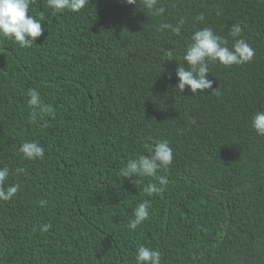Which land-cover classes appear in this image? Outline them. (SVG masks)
Here are the masks:
<instances>
[{
    "label": "trees",
    "instance_id": "obj_1",
    "mask_svg": "<svg viewBox=\"0 0 264 264\" xmlns=\"http://www.w3.org/2000/svg\"><path fill=\"white\" fill-rule=\"evenodd\" d=\"M157 7L163 14L143 0H88L79 12H54L32 0L43 34L28 48L0 39V168L10 169L7 184L20 185L0 201V264H135L140 245L159 250L161 264H264V137L251 127L264 111V0ZM181 20L180 35L159 30ZM234 23L254 58L210 63L218 96L176 90L193 33L210 26L231 47ZM29 89L54 117L31 122ZM158 140L169 141L173 162L157 172L167 186L149 197L143 188L155 178L135 185L119 173ZM32 141L43 159L19 152ZM144 200L149 218L131 231Z\"/></svg>",
    "mask_w": 264,
    "mask_h": 264
},
{
    "label": "clouds",
    "instance_id": "obj_2",
    "mask_svg": "<svg viewBox=\"0 0 264 264\" xmlns=\"http://www.w3.org/2000/svg\"><path fill=\"white\" fill-rule=\"evenodd\" d=\"M47 7L54 12H62L70 10L79 12L88 3V0H46ZM129 5H136L137 0H125ZM144 7L153 10L154 15H161L164 9L158 8V0H143ZM32 0H0V39L13 38L21 48L31 47L36 38L40 37L44 28L42 22L44 16L38 19L30 14V6ZM203 23L204 15L200 14L195 18ZM181 20L176 26L162 23L160 31L165 29L170 30L175 35L181 34ZM243 29L239 23H234L228 30L235 42L231 47H228V40L225 37L217 35L212 27H204L193 33L191 43L186 48L182 57L187 67L179 64L176 69V77L178 83L175 89L181 94L187 87L188 90L195 94H204L205 91L211 90V94L220 95L218 87L213 88L214 81L208 79L210 74V63L218 62L226 67L233 65H243L250 62L255 55V50L244 39L237 37L241 36ZM166 55L168 60H173V51L167 50ZM199 90V93L198 91ZM28 106L30 108V120L33 124L39 123L45 116L55 115V109L52 105L43 102L40 93L37 89H29L28 91ZM251 127L258 136L264 137V111H257L251 119ZM19 152L23 154L26 160L33 161L43 159L45 150L38 143L24 142L19 147ZM173 162V149L168 140L155 141L150 149L149 155H138L136 158H131L120 169L119 175L122 178H127L131 183L138 185V177H153L157 183H150L143 188L147 196L159 194L168 184L166 176H157L160 169H167ZM8 166L0 168V201H10L20 190L18 184H7L10 176ZM134 178V179H133ZM39 204L44 206L46 200H40ZM150 201L144 200L139 203L132 211L127 228L135 231L144 221L149 218ZM51 228L50 224H45L40 229L47 232ZM135 264H161V253L159 250L140 245L135 252Z\"/></svg>",
    "mask_w": 264,
    "mask_h": 264
}]
</instances>
